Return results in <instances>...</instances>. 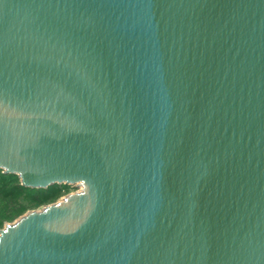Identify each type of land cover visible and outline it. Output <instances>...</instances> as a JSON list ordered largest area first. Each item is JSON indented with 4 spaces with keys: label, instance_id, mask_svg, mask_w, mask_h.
<instances>
[{
    "label": "water",
    "instance_id": "1",
    "mask_svg": "<svg viewBox=\"0 0 264 264\" xmlns=\"http://www.w3.org/2000/svg\"><path fill=\"white\" fill-rule=\"evenodd\" d=\"M0 172V264H264V0H0Z\"/></svg>",
    "mask_w": 264,
    "mask_h": 264
},
{
    "label": "trees",
    "instance_id": "2",
    "mask_svg": "<svg viewBox=\"0 0 264 264\" xmlns=\"http://www.w3.org/2000/svg\"><path fill=\"white\" fill-rule=\"evenodd\" d=\"M70 186L52 184L44 188H26L18 184L13 174L0 172V228L25 211L54 202L67 193Z\"/></svg>",
    "mask_w": 264,
    "mask_h": 264
},
{
    "label": "rangeland",
    "instance_id": "3",
    "mask_svg": "<svg viewBox=\"0 0 264 264\" xmlns=\"http://www.w3.org/2000/svg\"><path fill=\"white\" fill-rule=\"evenodd\" d=\"M71 188H72V189H70L68 192L75 190V187H71Z\"/></svg>",
    "mask_w": 264,
    "mask_h": 264
}]
</instances>
